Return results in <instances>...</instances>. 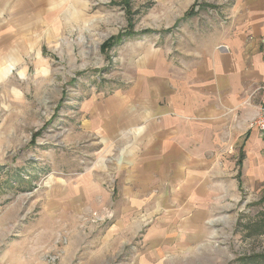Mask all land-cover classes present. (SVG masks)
<instances>
[{"label":"rangeland","instance_id":"rangeland-1","mask_svg":"<svg viewBox=\"0 0 264 264\" xmlns=\"http://www.w3.org/2000/svg\"><path fill=\"white\" fill-rule=\"evenodd\" d=\"M213 2L63 0L15 36L0 57V264H264L263 193L242 190L206 239L161 250L147 239L152 218L128 228L119 216L128 144L82 127L89 96L131 83L134 45L182 58L191 33L220 17Z\"/></svg>","mask_w":264,"mask_h":264},{"label":"crops","instance_id":"crops-1","mask_svg":"<svg viewBox=\"0 0 264 264\" xmlns=\"http://www.w3.org/2000/svg\"><path fill=\"white\" fill-rule=\"evenodd\" d=\"M65 1L74 8L76 0ZM62 2L0 0V57L14 54L15 36L31 22L42 25L48 3L61 10ZM213 3L220 17L191 33L182 58L134 45L131 83L91 95L82 106L89 137L128 144L119 216L128 228L141 225L132 219L140 212L152 218L147 239L160 241L161 250L206 239L242 190L264 196V137L249 125L264 84V0Z\"/></svg>","mask_w":264,"mask_h":264},{"label":"built area","instance_id":"built-area-1","mask_svg":"<svg viewBox=\"0 0 264 264\" xmlns=\"http://www.w3.org/2000/svg\"><path fill=\"white\" fill-rule=\"evenodd\" d=\"M259 112L250 121V126L255 127L259 134L264 137V84L259 87Z\"/></svg>","mask_w":264,"mask_h":264},{"label":"trees","instance_id":"trees-1","mask_svg":"<svg viewBox=\"0 0 264 264\" xmlns=\"http://www.w3.org/2000/svg\"><path fill=\"white\" fill-rule=\"evenodd\" d=\"M134 33L133 32H129V33H126L125 35L127 36V35H129V36H131V35H133ZM137 34V33H136ZM263 199H264V196H263Z\"/></svg>","mask_w":264,"mask_h":264}]
</instances>
